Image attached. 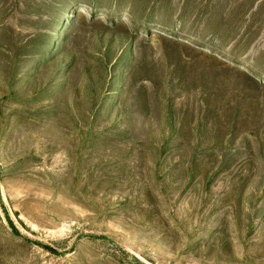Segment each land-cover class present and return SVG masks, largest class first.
<instances>
[{"label":"rangeland","instance_id":"374dc122","mask_svg":"<svg viewBox=\"0 0 264 264\" xmlns=\"http://www.w3.org/2000/svg\"><path fill=\"white\" fill-rule=\"evenodd\" d=\"M0 264H264V0H0Z\"/></svg>","mask_w":264,"mask_h":264}]
</instances>
